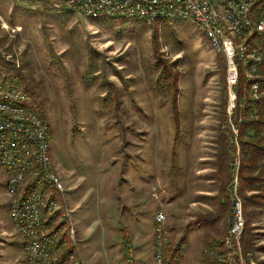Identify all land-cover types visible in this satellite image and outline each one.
Listing matches in <instances>:
<instances>
[{"label": "rangeland", "instance_id": "1", "mask_svg": "<svg viewBox=\"0 0 264 264\" xmlns=\"http://www.w3.org/2000/svg\"><path fill=\"white\" fill-rule=\"evenodd\" d=\"M61 2L0 0V55H9L1 75L25 88L48 124L52 165L64 186L60 203L87 264H111L101 239L104 225L109 230L139 218L154 230L159 209L166 215L169 249L182 242L176 264H208L204 253L213 257L212 251L221 250L228 231L232 180L242 201L243 232L249 228L257 236L256 249L249 251L257 262L264 260V197L248 205L239 190L238 78L231 100L226 57L188 19L148 24L93 18L60 9ZM259 66L250 77L241 66L238 76L242 71L257 79ZM257 83V97L250 82L244 88L252 105L264 95ZM223 134L233 141L226 172L216 163ZM6 181L0 165V229H14L6 240L8 233L0 234V248L9 250H0V264H26L22 236L9 215ZM66 189L80 200L73 208ZM225 192L227 217L202 216L218 207Z\"/></svg>", "mask_w": 264, "mask_h": 264}, {"label": "built area", "instance_id": "2", "mask_svg": "<svg viewBox=\"0 0 264 264\" xmlns=\"http://www.w3.org/2000/svg\"><path fill=\"white\" fill-rule=\"evenodd\" d=\"M258 2L63 0L69 10L93 18L135 16L147 23L176 19L192 21L206 35L212 49L223 54L228 61L226 79L231 100L236 96L234 87L239 68L242 66L250 77V71L256 70L263 59L260 46L252 41L255 32L264 31V17L256 20L251 17ZM8 62L9 55L7 57L2 52L0 165L7 175L9 215L24 240L26 264H85L72 246L73 230L67 225V208L60 203L64 199V186L52 165L48 124L29 102L25 88L18 81L1 75L4 64ZM257 82L258 78H250L252 97L258 95ZM236 185V181L232 180L229 188L233 197L228 231L222 241V249L212 251V258L216 260L215 264H258L255 254L241 247L244 217ZM165 219L164 210L155 211L153 261L155 264H176L177 255L167 245Z\"/></svg>", "mask_w": 264, "mask_h": 264}, {"label": "trees", "instance_id": "3", "mask_svg": "<svg viewBox=\"0 0 264 264\" xmlns=\"http://www.w3.org/2000/svg\"><path fill=\"white\" fill-rule=\"evenodd\" d=\"M60 9L69 10L65 7L64 3L61 2L56 4ZM257 6V7H256ZM255 6L254 13L252 10V16L256 18L264 16V0H259ZM71 11V10H69ZM122 19H135L139 21L145 20L135 17V16H114ZM105 18V17H104ZM107 18V17H106ZM160 22L164 20H155L153 22ZM152 22V23H153ZM147 23V22H146ZM151 24V23H148ZM254 43L258 45L257 42H261L264 48V34L263 32H255L253 34ZM263 59L259 66V72L261 76L258 78L260 85L264 86V49ZM220 54V53H218ZM221 55V54H220ZM222 56V55H221ZM226 71V70H225ZM250 79L246 78L242 71L239 72L238 76V100L236 104L235 113L240 118V133H239V149H240V182L239 190L245 202L249 205L250 203H259L257 200L258 196H263L261 188L264 186V95L255 99V104L252 105L251 99L247 98L245 87L248 86ZM235 115V114H234ZM176 118V116H175ZM176 122V120H174ZM178 122V121H177ZM230 137V138H229ZM238 138V136H237ZM233 143L232 136L221 135L218 140V146L216 151V163L218 170L226 172L228 163V154L230 151V144ZM231 183V181H230ZM224 190L221 188V192ZM225 191V190H224ZM223 193V192H222ZM228 197L226 192L222 195L219 200L218 207L214 210L208 212V214H202V216H209L211 221H217L219 219L224 220L228 208ZM204 217L198 218L199 221H204ZM256 233L249 228H245L243 232V237L241 240V247L244 250L256 249ZM215 242L221 243V239H215ZM213 244L212 242H210ZM215 244V243H214ZM177 246L173 248V252L179 258L181 256V246L182 242L176 244ZM208 264H214V260L211 256H207ZM258 264H264V260L258 261Z\"/></svg>", "mask_w": 264, "mask_h": 264}, {"label": "crops", "instance_id": "4", "mask_svg": "<svg viewBox=\"0 0 264 264\" xmlns=\"http://www.w3.org/2000/svg\"><path fill=\"white\" fill-rule=\"evenodd\" d=\"M105 177L107 178L108 176ZM108 187H109V182H105L103 184V189L106 190ZM68 190L69 189H66L67 200L70 203V207L73 208V205L75 206L79 204L80 200L79 198H77V194L76 196L73 195V192L69 194ZM198 190H199L198 193H202V191H205V193L207 192L202 188H199ZM136 197L137 196H135V198ZM139 197L141 196L139 195ZM72 202L74 203L73 205ZM104 212L106 217L109 216L108 213L109 211L107 209V206H105ZM145 221L146 220L143 219L140 220L138 218L137 221L136 220L133 222L126 221L123 227H120L119 224H113L109 230L105 225L102 227L101 239L105 249L104 255L108 257V260H110L111 264H125V261L127 264H149L148 262L149 259H152L153 261V225H152V229H150L145 224ZM152 222H153V218H152ZM108 231L110 232L108 233ZM13 232L14 229L12 227L11 228L3 227L2 229H0V234L8 233L6 234L4 240L8 239V236L12 235ZM115 232L117 233L120 232V234L115 235ZM107 237L109 238V241H107ZM72 243H73L72 246L75 247L82 261L85 264H87L81 250L78 247L77 238L74 242L72 240ZM22 244L24 250L23 238H22ZM0 250L2 251L1 253H3L4 255H6V253H9L8 247L0 248Z\"/></svg>", "mask_w": 264, "mask_h": 264}, {"label": "bare ground", "instance_id": "5", "mask_svg": "<svg viewBox=\"0 0 264 264\" xmlns=\"http://www.w3.org/2000/svg\"><path fill=\"white\" fill-rule=\"evenodd\" d=\"M261 64V63H260ZM232 116H233V114H232Z\"/></svg>", "mask_w": 264, "mask_h": 264}]
</instances>
